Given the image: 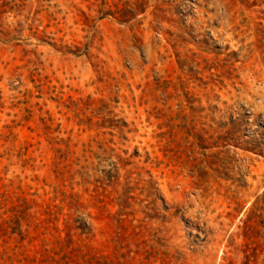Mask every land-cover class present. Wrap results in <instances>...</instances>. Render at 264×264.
Instances as JSON below:
<instances>
[{
	"label": "rangeland",
	"instance_id": "1",
	"mask_svg": "<svg viewBox=\"0 0 264 264\" xmlns=\"http://www.w3.org/2000/svg\"><path fill=\"white\" fill-rule=\"evenodd\" d=\"M263 196L264 0H0V264H264Z\"/></svg>",
	"mask_w": 264,
	"mask_h": 264
},
{
	"label": "trees",
	"instance_id": "2",
	"mask_svg": "<svg viewBox=\"0 0 264 264\" xmlns=\"http://www.w3.org/2000/svg\"><path fill=\"white\" fill-rule=\"evenodd\" d=\"M264 197V196H263ZM264 199V198H263ZM256 205V204H255Z\"/></svg>",
	"mask_w": 264,
	"mask_h": 264
}]
</instances>
